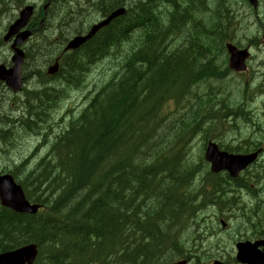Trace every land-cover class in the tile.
I'll return each mask as SVG.
<instances>
[{
  "label": "trees",
  "instance_id": "trees-1",
  "mask_svg": "<svg viewBox=\"0 0 264 264\" xmlns=\"http://www.w3.org/2000/svg\"><path fill=\"white\" fill-rule=\"evenodd\" d=\"M10 1L0 0V18L10 14L6 5ZM58 3L61 8L49 14L40 35L43 43L51 34L64 36L85 21L83 9L62 0ZM118 3L105 1L99 10L102 18ZM192 19L197 22H193L195 30L179 36L181 41L184 36L187 47L170 43L167 52L157 48L155 39L128 49L123 33L138 19L113 20L102 28L108 41L81 48L77 56L64 61L62 74L54 79V86L50 84L53 87L43 88L48 82H38L14 107L20 114L1 116L0 123L12 128H29L33 133L45 129L44 116L54 101L69 90L89 86L94 64L105 56H122V64L104 82L92 81L88 103L68 120L46 154L23 176L16 174L42 210L18 216L0 208V252L37 243L40 251L34 264H165L184 251L198 252L209 225L196 221L238 204L237 198L225 196L228 189L224 191L222 185L230 184L226 175H211L202 152L195 158L186 152L197 134L215 138L220 130L218 114L223 108L213 111L217 99L211 93L227 71L219 72V64L209 54H218L217 47L230 36L228 26L219 25V20L205 25ZM176 26L171 24L169 29L174 31ZM198 46L199 50L193 48ZM44 63L45 59L33 55L27 76H45L32 71H42ZM211 79H216L212 88L193 92L194 84L198 87ZM59 84L61 90L55 87ZM167 99L188 103L186 117L174 115L167 121ZM236 109H225L223 117H235ZM8 137H3L5 145ZM244 143L251 148V140ZM40 164L44 167L36 168ZM28 176L38 182L36 193ZM52 224L49 233L41 230Z\"/></svg>",
  "mask_w": 264,
  "mask_h": 264
},
{
  "label": "rangeland",
  "instance_id": "rangeland-1",
  "mask_svg": "<svg viewBox=\"0 0 264 264\" xmlns=\"http://www.w3.org/2000/svg\"><path fill=\"white\" fill-rule=\"evenodd\" d=\"M184 3L187 1L190 3L191 6H189L186 14L187 16L180 17V12L174 13L171 15L172 20L171 24L177 25L174 31H166L165 26H163L162 33H165L166 38H163L161 45H160V50L167 52L168 48L170 47V44L167 43V41L171 42L170 39L172 38V44L174 43V37L178 36L180 33L181 29V24L189 19L190 16L193 15L195 16L198 13H201V16L198 17V19L202 16H204V23L205 25H208L209 21L213 20L216 21L218 18L222 17L223 10L228 7L229 9L235 5L237 0H183ZM205 1V3H204ZM208 1V2H207ZM160 2H151L148 6L142 8L143 11L147 12V15L149 16H155L158 12L154 11V7H157L158 10V4ZM261 9L264 7V0H261ZM202 8V11L200 12L199 9ZM179 10H181L179 8ZM90 14H92L95 17V14L90 11ZM261 15L260 21L256 20V16L253 15L251 16V24L249 23H242L240 26L235 25L231 30H230V36L229 39L234 41L235 43H240V44H247V43H252L253 44V51L251 52V60L248 63V70L246 73L242 74H234V73H229L227 71L226 76L224 75L222 78H218L216 80V83L213 86V90L211 95L215 90L222 91V94H219L218 97H224L225 95L230 98L233 102L237 101V97H240L245 94L246 91V86H247V80L251 81V100L247 103L248 110L251 111V115L248 113L243 116L244 119H250V123L244 122L241 118L234 117L232 116L231 118H226L223 123L219 125L218 131L215 132L216 137L221 136V138H215L214 140L217 141L219 144L225 146V145H236L240 142L244 143V141H255L257 139L251 137V125H257L259 126L262 131L260 134L263 135V137H260L259 141H262L261 146L264 147V82L259 78L263 75L264 73V43L262 42V27L264 26V13L256 12L255 15L257 14ZM10 15V14H9ZM8 16L4 18H0V31L4 28L5 24L7 23ZM181 18V20H180ZM97 19H94L93 22H96ZM212 21V22H213ZM254 21V22H253ZM191 23V22H190ZM218 27V26H217ZM41 39V36L39 37ZM184 36H182V41H184ZM258 39L259 40V47L257 48L258 45L254 43V40ZM178 42H181V37L178 38ZM2 45L0 43V49L2 48ZM165 46H167V49H165ZM3 49H1L2 52ZM224 56L221 55V50L220 47L218 49V60H214V64L217 61L223 60ZM112 59H104L99 61L97 64H95L91 70L90 75L88 76L89 80V86H85L82 89H88L86 94L84 95L83 99L75 104V105H69V104H74L75 100H72L71 93L73 90H69L64 96L62 94L61 98L56 101L52 105L51 111H48L46 116H44L45 121L47 123V126L45 127L43 134H40V132L33 134L29 130H25L23 128H16L13 129L9 141L10 144L5 146L2 145L6 151L5 152H0V163H1V170H7L11 169L14 170L20 166V169L18 171H15L16 174L21 177L23 176L31 167L34 163H36L41 157H43L51 142L54 140L55 136L61 132V130L64 129V126L67 124L68 120L72 117L75 116L82 108L86 106V104L89 101V98L92 94L90 91L92 89V81L97 80L96 75L100 74L101 77L104 76V74L107 76L110 72V68L112 66ZM262 62V64H260ZM222 68L220 64L218 65V71L221 72ZM113 69H111V72ZM106 78V77H105ZM226 79L225 83L224 80ZM31 84L29 87L32 86V81L28 80ZM262 83V86L260 89L263 91L262 94H256L254 88L255 85ZM242 84H243V91L241 94H239V90H242ZM199 86H194L193 92L196 94V89H201L206 86V82H202L198 84ZM28 87V88H29ZM197 87V88H196ZM44 99V98H40ZM8 100L4 99L2 100V110L0 109V116H2L6 110V103ZM193 102L190 104V106L193 105ZM17 104V103H16ZM13 105V108L16 106ZM69 105L68 107H66ZM196 106L198 109H200L199 103H196ZM168 110L173 109V105L169 103L167 106ZM16 114H20L19 112H16ZM8 117H11V111H9L6 114ZM238 119V120H237ZM235 123V124H234ZM7 127L5 125H2L0 123V128ZM204 133H199L196 136L193 137L191 140L190 144L188 145L186 152L189 153V155L192 158H195L198 153L202 152V145L205 139ZM188 137L185 138V140ZM41 165V164H40ZM37 166L36 168L41 169L44 167L42 164L41 166ZM255 169V174H257L261 179H255L254 181H251V187H248L249 190L254 189V187H257L256 191H251L248 192L247 189L243 187L236 186L233 181H230V184L225 187V185H222L224 188V191L228 189V193L225 194V196L229 197H235L237 198L238 205L244 206L247 208L249 207V211L255 207V202H260L264 203V154L261 157V159L252 166L249 171H252ZM247 173H243L242 176L244 177ZM204 176V173H199V179L200 180ZM224 176V174H222ZM27 179L32 183L33 186V192H37V185L38 182L35 180L36 178L33 176H28ZM254 193V194H253ZM227 198V197H226ZM237 204V203H236ZM212 205V204H210ZM233 208H238V206H233ZM210 214V213H209ZM223 218H228V222L230 225L233 224V219L235 218L234 213H229V209H226L224 212H219L217 213ZM209 215L207 220L204 221H196L198 224L201 225H208L211 223L212 218L214 216L210 217ZM254 222H259L261 221L262 217L261 214L257 213L255 216L252 218ZM208 223V224H207ZM34 226V225H33ZM52 225L44 227L43 230L44 232L49 233L50 227ZM39 228V227H37ZM208 228L206 229V231ZM203 231V230H199ZM203 231V232H206ZM212 231L214 232V235L219 231L216 228H212ZM207 235H210L208 233ZM205 238L208 239V237ZM216 238V237H215ZM205 243V239L201 242V245ZM198 246V245H197ZM209 249L203 251L200 250L198 247L197 250L201 254L204 252H212L214 249V244L212 242L209 243L207 246ZM212 247L213 249H210ZM206 264H213V262L207 261Z\"/></svg>",
  "mask_w": 264,
  "mask_h": 264
},
{
  "label": "water",
  "instance_id": "water-1",
  "mask_svg": "<svg viewBox=\"0 0 264 264\" xmlns=\"http://www.w3.org/2000/svg\"><path fill=\"white\" fill-rule=\"evenodd\" d=\"M252 3L255 5L256 1L251 0ZM28 9L22 12V19L27 15ZM113 16V15H111ZM110 16V17H111ZM110 17H108L106 20L101 22L99 25L102 26L106 24ZM12 27L9 28V33L12 32V30L19 26L18 22H15ZM99 26H95L94 30L98 29ZM19 35V34H18ZM17 35L12 47L15 49V45L22 41L27 35L28 32H23L19 36ZM228 51L231 54L230 57V67L234 68L235 70H243L244 69V60L248 56L247 49L238 50L236 47L228 44L227 45ZM23 54L19 49H15V54L13 56V61H15L16 67L19 66L21 60H22ZM57 66L53 65L49 67L48 72L52 73L56 70ZM2 74V70L0 68V76ZM256 156V153L254 154H230L225 151H221L218 149L217 145L215 143H209L205 150V160L209 161L211 164V171L212 172H218L220 170H227L229 175L232 177L237 176L238 172L245 168L249 163H251ZM10 186V184H9ZM0 190H8V188L2 184H0ZM10 194V192H8ZM2 201L4 203H7L5 200V197L2 196ZM14 209L19 211H28L33 212L34 208L32 206H29L22 197L16 198L15 200H12L9 204ZM252 248H254V245H251ZM36 246L33 244H28L13 250H8L0 253V264H31L34 260V257L36 255ZM250 254V251H249ZM252 254V251H251ZM239 259L241 261H245V255L242 254V257L239 255ZM174 264H184V262H177Z\"/></svg>",
  "mask_w": 264,
  "mask_h": 264
},
{
  "label": "flooded vegetation",
  "instance_id": "flooded-vegetation-1",
  "mask_svg": "<svg viewBox=\"0 0 264 264\" xmlns=\"http://www.w3.org/2000/svg\"><path fill=\"white\" fill-rule=\"evenodd\" d=\"M32 71H33V70H32ZM40 72L44 73L43 70L40 71ZM27 77H28V80H31V81H32V86L29 87L31 83L27 81L26 92H27V91H30V90H33V89H35V88H37V87H38V82L41 83V84H43L41 81H47V82H48V83H45V84H44L45 86L42 85L43 88L53 87V86H54L53 83H54V81H55L54 79L57 78V77H53V76H35V75H30V76H27ZM25 80H26V75L22 76L21 92H23L24 89H25V85H24V84H25ZM50 84H52L53 86L50 85ZM28 87H29V88H28ZM55 87H56V88H59V90H61V89H62V84L56 85ZM13 93H14V92H13ZM14 94H17V93H14ZM61 96H62V95H61ZM60 98H61V97H60ZM60 98H58L56 101H58ZM21 99H22V98H21ZM56 101H54V102L52 103V105H53ZM11 104H12V105H15L16 103L12 102ZM52 105H51V107H49V111H51V109H52ZM261 131H262V129H261L259 126L254 125V124L251 125V137L257 139V140H255V141H251V145L256 144V143L260 140V137H263V135L260 134ZM2 143H3V142L0 140V152L3 153V152L6 151V149L2 146ZM19 169H20V166L17 167V168L15 169V171H18ZM15 171L13 170V172L16 174ZM207 224H208V223H207ZM206 229H207V228H206ZM217 236H218V232L214 235V232L211 231V232H210V235H207V236H206V237H208V239L204 238V239H205V243H204L203 245L200 244V245L198 246V247L200 248V250L205 251V250L209 249V247H207V246L209 245L211 238H215V237H217ZM210 249H213V248L210 247Z\"/></svg>",
  "mask_w": 264,
  "mask_h": 264
},
{
  "label": "bare ground",
  "instance_id": "bare-ground-1",
  "mask_svg": "<svg viewBox=\"0 0 264 264\" xmlns=\"http://www.w3.org/2000/svg\"><path fill=\"white\" fill-rule=\"evenodd\" d=\"M64 14V13H63ZM78 17V16H77ZM108 18V15L106 16V17H104L103 19H107ZM133 22V21H132ZM130 23V22H129ZM94 24L96 25V26H99V28L100 29H102V28H104L103 27V25L102 26H100L99 24H100V22L97 20L96 22H94ZM134 24V23H133ZM123 25V24H122ZM128 25V24H127ZM119 26H121V25H119ZM200 52V51H199ZM190 56V55H189ZM159 59V58H158ZM42 70H43V68H42ZM34 72H39V73H42V72H40V71H35V70H33ZM24 95V94H23ZM16 112H19L20 113V111L18 110V109H15V108H13L12 110H11V117H13V116H15V115H17L16 114ZM0 118H1V116H0ZM2 124V123H1ZM3 125V124H2ZM6 126V125H5ZM16 128H20V127H18V126H16V127H14V128H12V127H10V126H7V127H4V128H0V140L3 142V141H5L4 139H3V137L5 136V135H11V133H12V131H13V129H16ZM23 129H25V130H29V128H24L23 127ZM30 131V130H29ZM43 131H44V129H38L37 130V132H35V133H33V134H36V133H38V132H40V134H43ZM62 131V130H61ZM31 132V131H30ZM44 135V134H43ZM2 137V138H1ZM9 138V137H8ZM10 144V142L7 144V145H9ZM2 145H5L4 144V142L2 143ZM7 145H5V146H7ZM28 244H32V243H28ZM28 244H24V245H28ZM24 245H21V246H24ZM21 246H19V247H21ZM19 247H16V248H19ZM16 248H13V249H16Z\"/></svg>",
  "mask_w": 264,
  "mask_h": 264
}]
</instances>
